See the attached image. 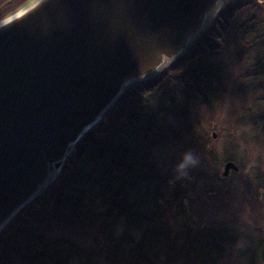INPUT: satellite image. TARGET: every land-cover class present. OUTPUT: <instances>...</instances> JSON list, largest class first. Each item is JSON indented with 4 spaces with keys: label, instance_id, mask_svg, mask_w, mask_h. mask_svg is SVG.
<instances>
[{
    "label": "water",
    "instance_id": "1",
    "mask_svg": "<svg viewBox=\"0 0 264 264\" xmlns=\"http://www.w3.org/2000/svg\"><path fill=\"white\" fill-rule=\"evenodd\" d=\"M247 1L24 0L1 17L0 232L127 88L157 79Z\"/></svg>",
    "mask_w": 264,
    "mask_h": 264
},
{
    "label": "trees",
    "instance_id": "2",
    "mask_svg": "<svg viewBox=\"0 0 264 264\" xmlns=\"http://www.w3.org/2000/svg\"><path fill=\"white\" fill-rule=\"evenodd\" d=\"M262 10L264 2L255 0L231 4L178 63L151 82L127 88L104 118L76 143L57 177L1 230L0 264H72L74 259L86 258L84 251L70 238H47L37 234L33 226L40 221L43 209L52 202L57 207L70 206L72 215L79 217L80 222L82 218L89 221L87 214H94L88 207L92 203L89 194L93 192L73 183L78 162L87 160L97 164L100 172L93 193L100 198L102 206L98 228L109 229L117 220L123 223L122 237L113 238L105 252L107 264H219L224 245L237 249L235 260H240L239 264H258L264 259L261 239L242 248L236 244L237 235L217 232L216 225L193 231L189 224L178 229L164 224L167 209L159 200L158 188L163 178L153 160V149L171 142L175 131L167 115L157 113L150 104L154 93L162 92L165 87L174 95L190 89L201 104H207V100L212 106L219 102L224 95L220 69L196 63V60L221 50L237 17L246 14L239 43L242 52L249 54L244 61L246 73L237 77L238 90L250 95L243 123H248L249 131L258 135L257 140H262L264 29L258 32L252 27ZM123 112H127L126 118ZM95 168L93 165L88 172L91 177L95 175ZM81 177L89 178L85 174ZM131 230L138 232L136 240H132ZM239 236L244 237L243 233Z\"/></svg>",
    "mask_w": 264,
    "mask_h": 264
},
{
    "label": "rangeland",
    "instance_id": "3",
    "mask_svg": "<svg viewBox=\"0 0 264 264\" xmlns=\"http://www.w3.org/2000/svg\"><path fill=\"white\" fill-rule=\"evenodd\" d=\"M260 12L252 23L258 32L264 29V10ZM245 17L246 14L237 17L221 50L196 60V63L211 64L220 69L224 95L219 102L213 106L209 105V100L207 104H201L192 90H181L174 95L168 87L154 93L150 102L157 113L167 115L175 131L171 142L153 149V160L163 178L158 188L159 200L167 209L164 224L171 229L189 224L193 231L216 225L219 227L217 232L237 235L236 244L242 248L260 239L264 245V138L257 140L258 135L249 131V124L243 123L250 95L241 94L237 79L246 73L244 61L249 54L242 52L239 43ZM122 115L126 118L127 112ZM227 160L233 161L238 171L223 177L222 166ZM93 165L96 176L91 177L88 172ZM99 173V166L92 160L79 161L73 183L94 193ZM83 174L89 178L83 179ZM93 193L89 194L92 203L88 207L94 214H87L88 222L83 218L80 222L79 217H74L70 206L57 207L52 202L43 209L40 221L33 226L37 234L47 238L66 236L76 243L86 258H81L83 261L74 259L72 264H107L106 250L112 239L121 238L124 231L120 220L113 222L109 229L98 228L102 206L100 198ZM241 233L246 239L239 236ZM130 234L132 240L137 239V231L131 230ZM224 247L219 264H239L241 261L235 260L237 249ZM258 264H264V259Z\"/></svg>",
    "mask_w": 264,
    "mask_h": 264
},
{
    "label": "flooded vegetation",
    "instance_id": "4",
    "mask_svg": "<svg viewBox=\"0 0 264 264\" xmlns=\"http://www.w3.org/2000/svg\"><path fill=\"white\" fill-rule=\"evenodd\" d=\"M23 1L24 0H0V17Z\"/></svg>",
    "mask_w": 264,
    "mask_h": 264
}]
</instances>
